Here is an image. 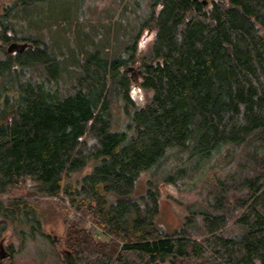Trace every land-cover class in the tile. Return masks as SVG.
Returning a JSON list of instances; mask_svg holds the SVG:
<instances>
[{"label":"trees","instance_id":"obj_1","mask_svg":"<svg viewBox=\"0 0 264 264\" xmlns=\"http://www.w3.org/2000/svg\"><path fill=\"white\" fill-rule=\"evenodd\" d=\"M48 1L0 15V223L44 235L59 205L65 264H264V0H153L148 52L97 53L70 88L49 45L13 23ZM128 69L152 93L143 105ZM188 178L200 199L166 234L160 187Z\"/></svg>","mask_w":264,"mask_h":264},{"label":"rangeland","instance_id":"obj_2","mask_svg":"<svg viewBox=\"0 0 264 264\" xmlns=\"http://www.w3.org/2000/svg\"><path fill=\"white\" fill-rule=\"evenodd\" d=\"M154 4L153 0H50L28 7L27 12L20 9L19 18L13 23H16L19 35L49 45L51 53L54 52L64 64L62 82L64 87L70 88L82 75L81 63L92 62L97 53L103 58L131 57L134 53L131 46L137 44L138 58L145 55L158 33L145 27L153 11L158 13L161 9L160 6L155 8ZM7 5L8 0H0V15ZM3 53H0V59L5 56ZM139 65L135 67L139 68ZM125 73L132 82V98L139 105L147 103L152 93L140 88L142 75L137 69H128ZM227 155L228 152L223 151L213 162L224 165ZM141 175L136 196L147 189L149 172ZM193 182L191 178L180 179L176 185L160 187L158 229L166 234L181 229L188 214L187 206L200 199L199 191L191 186ZM53 206L50 211H45L44 235H21V229L29 228L0 223V264H65L66 215L59 205ZM3 256L9 259L1 260Z\"/></svg>","mask_w":264,"mask_h":264}]
</instances>
